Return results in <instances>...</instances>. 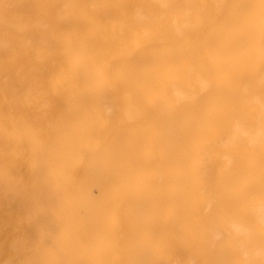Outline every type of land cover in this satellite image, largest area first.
<instances>
[{"label": "bare ground", "instance_id": "6f19581e", "mask_svg": "<svg viewBox=\"0 0 264 264\" xmlns=\"http://www.w3.org/2000/svg\"><path fill=\"white\" fill-rule=\"evenodd\" d=\"M0 264H264V0H0Z\"/></svg>", "mask_w": 264, "mask_h": 264}]
</instances>
